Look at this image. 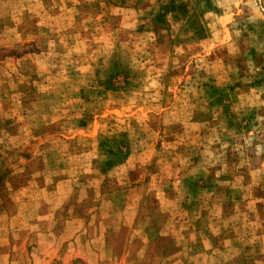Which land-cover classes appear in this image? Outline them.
I'll use <instances>...</instances> for the list:
<instances>
[{
  "label": "rangeland",
  "instance_id": "1",
  "mask_svg": "<svg viewBox=\"0 0 264 264\" xmlns=\"http://www.w3.org/2000/svg\"><path fill=\"white\" fill-rule=\"evenodd\" d=\"M0 264H264V0H0Z\"/></svg>",
  "mask_w": 264,
  "mask_h": 264
}]
</instances>
